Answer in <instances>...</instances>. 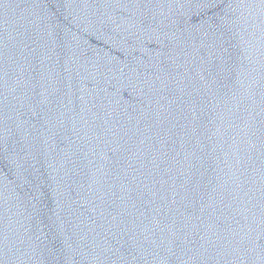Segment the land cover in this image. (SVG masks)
<instances>
[{
    "label": "water",
    "instance_id": "95a60500",
    "mask_svg": "<svg viewBox=\"0 0 264 264\" xmlns=\"http://www.w3.org/2000/svg\"><path fill=\"white\" fill-rule=\"evenodd\" d=\"M0 264H264V0H0Z\"/></svg>",
    "mask_w": 264,
    "mask_h": 264
}]
</instances>
